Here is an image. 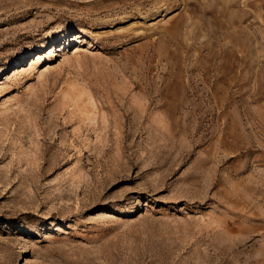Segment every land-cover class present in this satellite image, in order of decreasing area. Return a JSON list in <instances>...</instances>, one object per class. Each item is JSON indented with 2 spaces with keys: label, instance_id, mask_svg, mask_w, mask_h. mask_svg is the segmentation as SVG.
I'll use <instances>...</instances> for the list:
<instances>
[{
  "label": "rangeland",
  "instance_id": "1",
  "mask_svg": "<svg viewBox=\"0 0 264 264\" xmlns=\"http://www.w3.org/2000/svg\"><path fill=\"white\" fill-rule=\"evenodd\" d=\"M0 264H264V0H0Z\"/></svg>",
  "mask_w": 264,
  "mask_h": 264
}]
</instances>
